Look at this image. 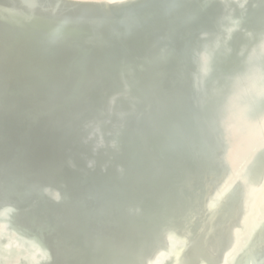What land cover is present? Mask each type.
Masks as SVG:
<instances>
[{"label": "bare ground", "instance_id": "bare-ground-1", "mask_svg": "<svg viewBox=\"0 0 264 264\" xmlns=\"http://www.w3.org/2000/svg\"><path fill=\"white\" fill-rule=\"evenodd\" d=\"M178 1L0 13V264H264V1Z\"/></svg>", "mask_w": 264, "mask_h": 264}, {"label": "water", "instance_id": "water-1", "mask_svg": "<svg viewBox=\"0 0 264 264\" xmlns=\"http://www.w3.org/2000/svg\"><path fill=\"white\" fill-rule=\"evenodd\" d=\"M5 0L4 3H0V13L13 16L16 13L22 12V17H33V9H36L41 2H43L47 8H60L67 12H74L78 14L88 13L91 14L93 19L104 21L108 19L115 22L116 27H112V30L118 31V27L122 24L120 20L123 15L126 17L133 16L136 19L143 18L147 13H152V7L162 6L169 4L168 6H175L180 8L184 3L178 0H101V1H81V0ZM202 1V6L207 4L206 0ZM205 1V2H204ZM264 1V0H263ZM204 2V3H203ZM179 4V5H178ZM173 8V9H175ZM173 11V10H171ZM25 14V16L23 15ZM38 15V14H37ZM71 15V14H67ZM120 20V21H119ZM131 35L130 33H126ZM209 211V210H208ZM210 212V211H209ZM257 234V233H256ZM252 236L250 242L242 249L236 252V256L233 257L232 264H240L243 254L251 250V244L256 236ZM240 261V262H239Z\"/></svg>", "mask_w": 264, "mask_h": 264}]
</instances>
